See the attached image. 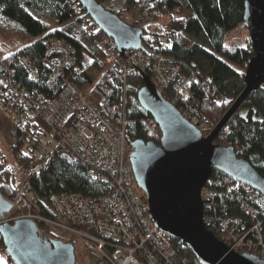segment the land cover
Segmentation results:
<instances>
[{"label":"trees","instance_id":"1","mask_svg":"<svg viewBox=\"0 0 264 264\" xmlns=\"http://www.w3.org/2000/svg\"><path fill=\"white\" fill-rule=\"evenodd\" d=\"M96 2L126 24L125 16L135 15L160 22L162 29L170 34L163 54L180 64L182 74L188 78L182 97L191 98L197 103L199 113L209 122L210 131L243 91V73L253 56L247 33L241 36L240 31L243 29L246 32L243 27L244 0ZM167 14L170 19L163 26L161 18ZM136 26L142 31V45L146 48L147 43L157 35L151 26ZM190 38L202 40L207 47L191 43ZM107 39L75 0H0V52L11 43H26L0 59V89L2 80L10 75L28 90L53 98L62 87V81L66 80L111 125H120L123 112L128 144L135 141L149 142L144 122L151 117L141 107L138 92L143 87V77L159 88L150 71L136 73L123 81L120 73L106 64L103 53L95 45V41ZM51 40L65 41L71 46L75 57L72 70L65 72L60 84L53 89L47 85L50 71L43 64L46 44ZM23 59L37 71L36 81L29 78L22 64ZM159 92L169 100L168 90L161 89ZM222 97L226 98V103H221ZM13 132L15 144L12 153H15L18 173L21 177L29 174L31 191L36 199L41 200L40 206L48 204L52 194L80 193L91 196L100 189L99 185L90 181L82 165L65 157H55L46 170L30 174L32 152L30 155L18 154L22 148L18 139L24 133L21 129H14ZM214 144L231 147L234 153L238 151L237 157L248 162L264 179V84L248 96L216 137ZM13 175L16 178L13 168L6 165V158L0 150V194L14 207L5 217H15L21 211L9 186V178ZM235 183L219 172H212L207 186L213 192L214 211L219 220L236 218L250 226L251 221L242 212L239 203L225 195L226 188ZM36 226L43 237L66 242L51 235L48 228ZM170 241L179 247L176 264H199L187 247ZM0 252L6 255V264H15L5 253L1 238Z\"/></svg>","mask_w":264,"mask_h":264},{"label":"built area","instance_id":"2","mask_svg":"<svg viewBox=\"0 0 264 264\" xmlns=\"http://www.w3.org/2000/svg\"><path fill=\"white\" fill-rule=\"evenodd\" d=\"M124 20L131 26H151L157 37L146 48L141 45V50L126 51L123 56L111 39L95 41L106 64L118 71L123 81L136 73L150 71L159 90L169 91L168 101L201 133L208 134L209 122L199 113L197 103L182 97L188 78L182 74L181 65L163 54L170 34L159 21L147 17L125 16ZM22 64L29 78L36 81L35 68L26 59ZM43 64L50 71L47 85L53 89L64 73L74 67L71 46L63 40L48 41ZM221 103H226L225 97ZM0 112L13 130L21 129L24 133L18 139L22 145L18 154L32 152L30 174L43 172L60 156L82 165L90 181L100 186L91 196L52 194L48 204L40 206L41 200L31 191L29 174L22 175L19 182L13 175L9 186L21 211L15 217L6 216L4 223L30 220L88 242L98 257L95 264H176L179 247L154 226L146 197L136 186L130 163L134 150L126 142L123 112L120 125L113 126L66 80L56 97L47 98L16 83L10 75L2 80ZM144 126L149 141L159 144L161 133L156 122L149 119ZM238 154L236 151L235 155ZM225 195L239 203L251 221L250 226L236 218L219 220L214 211L213 192L206 183L200 195L206 228L230 251L253 254L264 261V196L239 183L229 185Z\"/></svg>","mask_w":264,"mask_h":264},{"label":"water","instance_id":"3","mask_svg":"<svg viewBox=\"0 0 264 264\" xmlns=\"http://www.w3.org/2000/svg\"><path fill=\"white\" fill-rule=\"evenodd\" d=\"M95 26L118 47L119 55L142 49V31L124 23L96 0H76ZM243 27L253 51L243 73L244 89L228 111L204 137L179 110L143 77L138 92L141 107L159 127V144L135 141L131 169L145 195L154 226L170 240L187 247L199 264H264L253 254L230 251L204 224L201 190L213 171L264 196V179L231 147L214 140L248 96L264 84V0H244ZM12 205L0 194V238L15 264H75L72 244L48 241L30 220L4 223Z\"/></svg>","mask_w":264,"mask_h":264},{"label":"rangeland","instance_id":"4","mask_svg":"<svg viewBox=\"0 0 264 264\" xmlns=\"http://www.w3.org/2000/svg\"><path fill=\"white\" fill-rule=\"evenodd\" d=\"M169 19H170L169 14L164 15L161 18L162 25L164 26L165 24H167ZM240 31H241V36H244L247 33V31L245 32L243 29H240ZM190 42L198 44L203 47H207V45L202 40L199 39L190 38ZM24 44L26 43L16 42L14 45H12V43L8 45L7 43L8 47L2 49L0 52V59L3 56L7 55L9 52L16 50L17 48L23 46ZM208 134L203 133L202 135L206 137ZM14 139L15 138H14V132L12 126L10 125L6 117L3 115V113L0 112V150L2 152V155L6 158V165L11 166L13 168V172L16 176V182H19V180L21 179V175L20 173H18V165L16 164V160L14 158L15 153L14 152L12 153V147H14L15 144ZM12 209H14V207ZM50 234L56 238L66 241L67 243H72L75 254V264H95L98 261V257L93 250V246L88 242H85L81 239L68 237L56 230H50ZM0 258L3 259L4 264L7 263L6 255L4 253L0 252Z\"/></svg>","mask_w":264,"mask_h":264},{"label":"flooded vegetation","instance_id":"5","mask_svg":"<svg viewBox=\"0 0 264 264\" xmlns=\"http://www.w3.org/2000/svg\"><path fill=\"white\" fill-rule=\"evenodd\" d=\"M42 236V235H41ZM46 240H48V241H54L55 239H53V238H51V237H44Z\"/></svg>","mask_w":264,"mask_h":264},{"label":"snow or ice","instance_id":"6","mask_svg":"<svg viewBox=\"0 0 264 264\" xmlns=\"http://www.w3.org/2000/svg\"><path fill=\"white\" fill-rule=\"evenodd\" d=\"M0 264H4V261L2 258H0Z\"/></svg>","mask_w":264,"mask_h":264}]
</instances>
